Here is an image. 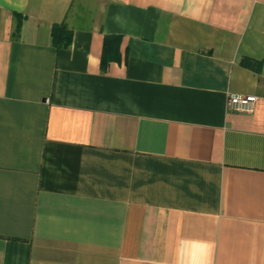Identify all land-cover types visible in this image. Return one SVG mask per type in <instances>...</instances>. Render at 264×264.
Listing matches in <instances>:
<instances>
[{
    "label": "crops",
    "instance_id": "obj_1",
    "mask_svg": "<svg viewBox=\"0 0 264 264\" xmlns=\"http://www.w3.org/2000/svg\"><path fill=\"white\" fill-rule=\"evenodd\" d=\"M0 264H264V0H0Z\"/></svg>",
    "mask_w": 264,
    "mask_h": 264
},
{
    "label": "built area",
    "instance_id": "obj_2",
    "mask_svg": "<svg viewBox=\"0 0 264 264\" xmlns=\"http://www.w3.org/2000/svg\"><path fill=\"white\" fill-rule=\"evenodd\" d=\"M256 101L257 97L254 95L228 93L225 99V106L228 111L252 113L254 111Z\"/></svg>",
    "mask_w": 264,
    "mask_h": 264
}]
</instances>
